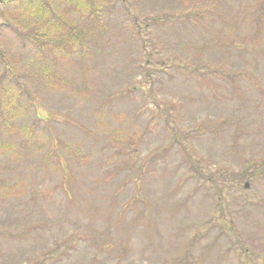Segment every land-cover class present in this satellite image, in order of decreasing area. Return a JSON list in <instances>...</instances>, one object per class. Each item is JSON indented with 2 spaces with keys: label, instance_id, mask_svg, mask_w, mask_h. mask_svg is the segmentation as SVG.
I'll list each match as a JSON object with an SVG mask.
<instances>
[{
  "label": "rangeland",
  "instance_id": "374dc122",
  "mask_svg": "<svg viewBox=\"0 0 264 264\" xmlns=\"http://www.w3.org/2000/svg\"><path fill=\"white\" fill-rule=\"evenodd\" d=\"M261 1L0 3V264H264Z\"/></svg>",
  "mask_w": 264,
  "mask_h": 264
},
{
  "label": "trees",
  "instance_id": "16d2710c",
  "mask_svg": "<svg viewBox=\"0 0 264 264\" xmlns=\"http://www.w3.org/2000/svg\"><path fill=\"white\" fill-rule=\"evenodd\" d=\"M11 0H0V3L8 4ZM21 3L23 0H15ZM29 1V0H27ZM69 0H63L67 2ZM88 2V1H87ZM74 5L77 8L81 7V0H74ZM26 9L31 11L32 24L34 29L25 33L26 37H29L36 47L42 51L43 46L56 45L62 50L66 51L68 48H72L78 42L82 44V32L75 24L68 20L67 17L58 12L47 2L41 1L38 6L27 2ZM93 8V7H92ZM260 12L264 11V0L259 5ZM95 9H93V13ZM258 21V19L256 20ZM15 101V95L11 94V91H4L0 93V123L5 124L7 132L14 129L12 121L15 117V108L12 105ZM12 120V121H11Z\"/></svg>",
  "mask_w": 264,
  "mask_h": 264
},
{
  "label": "water",
  "instance_id": "95a60500",
  "mask_svg": "<svg viewBox=\"0 0 264 264\" xmlns=\"http://www.w3.org/2000/svg\"><path fill=\"white\" fill-rule=\"evenodd\" d=\"M247 186H248V184L246 183V184H245V187H247Z\"/></svg>",
  "mask_w": 264,
  "mask_h": 264
}]
</instances>
